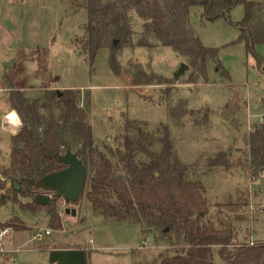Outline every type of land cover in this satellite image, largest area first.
Returning <instances> with one entry per match:
<instances>
[{"label": "rangeland", "instance_id": "rangeland-1", "mask_svg": "<svg viewBox=\"0 0 264 264\" xmlns=\"http://www.w3.org/2000/svg\"><path fill=\"white\" fill-rule=\"evenodd\" d=\"M84 2L0 0V116L9 110L4 90L9 86L29 100L41 98L44 91H79L82 109L88 95L87 122L94 145L103 152L118 146L115 138L126 121L145 122L150 128L166 124L180 161L194 166L189 178L203 186L206 219L230 221L236 243L264 242V174L256 180L250 176L245 146L247 135L264 115V44L247 51L240 40L234 25L243 18L242 6L230 10L227 20L213 22L201 20L200 8L190 9V28L203 47L217 51L220 65V69L207 66L206 82H193L185 60L169 48L136 47L142 22L135 17L134 46L117 57L122 72L110 71L107 50L99 52L90 67L79 44L87 21ZM137 64L168 83L133 86L126 70ZM181 65L187 69L173 81ZM181 102L192 114L172 120L169 108ZM6 119L8 125L3 122L6 128H0V172L10 166L7 131H13V126L9 115ZM238 140L243 147L236 148ZM218 153L228 155L226 167L209 164ZM86 179L87 171L77 202L52 200L61 219L60 230L48 225L45 208L31 210L32 200L15 198L6 184L0 191V196L8 198L0 205V232L10 231L0 237V264H50L51 251L68 248L84 251L86 264H133L164 249L155 246L152 235L139 225L94 216L85 196ZM65 209L74 210L75 216Z\"/></svg>", "mask_w": 264, "mask_h": 264}, {"label": "trees", "instance_id": "trees-1", "mask_svg": "<svg viewBox=\"0 0 264 264\" xmlns=\"http://www.w3.org/2000/svg\"><path fill=\"white\" fill-rule=\"evenodd\" d=\"M236 6H242L243 18L234 26L247 51H252L264 44V3L248 0H85L87 21L79 44L90 67L97 54L107 50L109 69L119 75V53L134 46L135 17L142 22L136 47L169 48L185 60L193 82H206L209 64L220 69L217 51L201 45L189 26V11L200 8L201 20L213 22L227 20ZM126 72L133 86L168 83L140 64ZM7 89L10 110L21 127L11 137L10 166L0 172V191L8 184L15 198L32 200L31 210L45 208L53 230L61 229L58 212L54 201L44 207L33 203L40 192L36 183L62 169L55 155L74 147L87 171L85 196L93 215L117 224L139 225L144 232L150 231L155 246L164 247L133 264H264V242L236 243L230 221L206 219L203 186L189 178L194 166L180 161L166 124L150 128L145 122L126 121L115 138L118 146L103 152L94 145L87 122L88 95L82 109L79 91H44L41 98L29 100L11 86ZM169 113L172 120L192 114L184 102L169 108ZM245 146L249 173L256 180L264 174V120L253 126ZM227 157L218 153L209 164L226 167ZM7 202L8 198L0 196V205Z\"/></svg>", "mask_w": 264, "mask_h": 264}, {"label": "water", "instance_id": "water-1", "mask_svg": "<svg viewBox=\"0 0 264 264\" xmlns=\"http://www.w3.org/2000/svg\"><path fill=\"white\" fill-rule=\"evenodd\" d=\"M5 66L10 65L5 64ZM186 69L187 66L181 65L173 79L176 81ZM241 147H243L242 140H238L236 148ZM55 158L63 168L38 180L36 187L41 193L33 198V203L36 205L48 206L52 200H61L64 204L75 203L83 194L86 168L77 154L66 150L63 154H56ZM65 213L75 216L74 210L65 209ZM49 263L86 264L85 253L78 249L51 251L49 253Z\"/></svg>", "mask_w": 264, "mask_h": 264}, {"label": "crops", "instance_id": "crops-1", "mask_svg": "<svg viewBox=\"0 0 264 264\" xmlns=\"http://www.w3.org/2000/svg\"><path fill=\"white\" fill-rule=\"evenodd\" d=\"M7 93H9V90L6 88V89H4ZM8 112L7 113H5V114H3V115H1L0 116V128H2V127H4V128H6V125H3V122H6V124L8 125V120L6 119L7 117H8V115H9V124L10 125H12V126H16L17 125V128H14V132L18 129V131H19V129H20V127H21V123H20V121H19V119H18V117L15 115V113L13 112V111H11L10 110V106H8ZM13 133V131H7V134H9L11 137L13 136V135H15V134H12ZM60 222H61V219H60ZM70 249H75V248H68V249H66V250H70Z\"/></svg>", "mask_w": 264, "mask_h": 264}, {"label": "built area", "instance_id": "built-area-1", "mask_svg": "<svg viewBox=\"0 0 264 264\" xmlns=\"http://www.w3.org/2000/svg\"><path fill=\"white\" fill-rule=\"evenodd\" d=\"M263 120H264V115H263V117H262V119H261L260 121L262 122ZM17 132H18V129H17L15 132L13 131L12 134H16ZM9 231H10L9 228H5V229H3V230L0 232V237H1V238L4 237ZM44 234L47 235L48 232H46V233H44ZM40 237H41V235L39 234V235H38V238H40ZM250 243H251V242H250ZM142 245L145 246V245H146L145 242H143Z\"/></svg>", "mask_w": 264, "mask_h": 264}]
</instances>
